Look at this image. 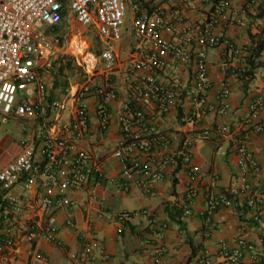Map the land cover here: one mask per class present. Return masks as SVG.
<instances>
[{
	"label": "built area",
	"instance_id": "built-area-1",
	"mask_svg": "<svg viewBox=\"0 0 264 264\" xmlns=\"http://www.w3.org/2000/svg\"><path fill=\"white\" fill-rule=\"evenodd\" d=\"M154 1L150 0L154 3V11L149 15L140 0H0V118L38 120L47 130L39 149L40 159L31 139L25 138L19 153L0 169V264H9L20 254L21 248L27 255V264H40L42 258L35 252V241L43 239L59 245L56 227L44 221L54 211L72 205L66 196L53 192H81L91 182L99 184L105 176L103 165L94 164L91 155L79 146L88 134L89 110L85 96L92 90L89 81L71 98L46 99L41 72L48 70L51 60L61 55L59 39L52 31L59 25L63 10L82 28L94 27L100 39L109 45L122 41L126 14L129 11L133 15L130 29L136 49L128 57L129 66L123 77L126 100L121 103L117 116L127 146H117L112 154L120 162L123 191L129 190L134 172L141 168L132 152L146 159L154 153L159 159L145 166L153 181H161L165 167L176 164L178 159L191 180L201 176L200 169L191 162V149L209 138V132L200 128L207 109L206 91L211 84L206 50L210 46L223 45L235 55L243 54V50L234 48L227 39L213 32L225 19L235 26H243L259 0H246L239 7H234L233 0H199L200 4L213 1V5L204 21L193 26L186 22V15L198 8L196 0H179L170 17H166L163 8ZM82 61L86 77L98 74L106 78L107 83L118 66L112 48L102 50L98 56L87 54ZM174 64L189 65L188 95L194 108L184 121L189 130L165 135L157 130L155 122L181 104L184 90L183 81L175 71L168 74L169 68L175 69ZM231 75L237 76L236 71ZM217 79L221 82L219 99L225 101L229 97V85L221 76ZM94 95L101 102L117 99L116 93L106 87L96 88ZM248 109L249 120L257 121L264 112V97L252 100ZM67 110L71 121L65 126L61 118ZM98 117L101 131L106 132L110 117L103 107L99 109ZM263 128L264 122L256 130L261 132ZM221 131L227 133L228 129L223 127ZM173 142L182 145L177 154L170 150ZM237 149L239 164L244 169L250 156L245 152L243 142L238 143ZM16 188L36 189L31 206L34 218L30 223H22L19 219L25 195L13 193ZM196 194L193 184L189 185L186 206L194 203ZM259 204V199L254 197L246 202L252 219L257 221ZM230 206V200L223 194L210 198L208 203L210 210ZM125 217V213L118 215L117 223L122 224ZM67 224L72 226L71 220ZM166 229L168 226L162 225L156 232L158 240L163 239ZM250 250L251 247L239 239L233 249L220 248L218 261L203 256L197 263L238 264ZM93 254L91 243L83 241L79 252L70 257L77 264H91ZM151 255L156 264H161L156 252Z\"/></svg>",
	"mask_w": 264,
	"mask_h": 264
},
{
	"label": "crops",
	"instance_id": "crops-1",
	"mask_svg": "<svg viewBox=\"0 0 264 264\" xmlns=\"http://www.w3.org/2000/svg\"><path fill=\"white\" fill-rule=\"evenodd\" d=\"M178 1L154 2L163 8L166 17H170ZM245 1L233 0V5L239 7ZM140 2L144 11L152 15L154 3L150 0ZM196 2L199 3V0ZM212 3L213 1L209 4L199 3L195 11L187 13L186 22L190 26L203 22ZM126 16L129 17V25L125 23L124 28L128 26L129 33L123 35L122 39L131 36L133 15L128 11ZM263 30L264 0L258 1L257 7L248 15L243 26H235L225 19L214 29L215 35L227 39L234 48L243 50V54L235 55L223 45L210 46L206 50L211 84L206 91L207 109L200 128L209 132V138L191 149V162L201 171V176L194 181L187 176L181 159L176 164L165 167L161 181H153L145 166L159 159L154 153L146 159L132 152V157L140 162L141 168L134 172L129 190L124 192L120 162L112 154L117 146H127L121 135L117 116L121 103L126 100L123 77L129 66L128 56L117 60L118 66L110 75V82L107 83L105 78L104 86H99L112 89L117 95L115 101L101 102L94 95V90L98 87L92 86L91 92L85 96L89 110L88 134L79 146L91 155L94 164L103 165L105 176L99 184L91 182L81 192H53L66 196L72 205L54 211L44 221L56 227L59 245L37 239L34 249L42 258L40 264H77L70 255L79 252L83 241H88L93 246L94 258L91 264H156L151 255L153 252L161 258V264H198L199 257L203 256L215 262L218 261L217 255L222 246L233 249L239 239H243L251 250L244 254L238 264L256 262L257 259L253 261L252 257L258 258L261 254V237L264 235V128L261 132L256 129L264 122V112L257 121L251 122L248 108L252 100L264 97V50L256 61L259 67L250 79L232 76L231 72L243 69L248 48L264 44ZM133 44V49H136L134 40ZM123 48L126 52L132 49L131 46ZM116 56L118 57L117 53ZM60 58H63L62 55L53 58L50 68L41 72L48 101L71 98L83 85L80 74L74 72L70 75L72 78H64L68 83L67 87L60 82L58 89L53 88L55 65ZM174 66V70L169 68L168 74L175 71L183 81L184 90L181 104L155 122L157 130L165 135L189 130L184 121L194 108L188 95L189 65ZM97 75L87 77L88 81L92 80L93 83ZM217 76H221L229 85V97L225 101H221L218 96L221 82ZM71 103L72 99L69 100V106ZM101 107L110 117L106 132H102L100 128L98 111ZM9 119L16 121L14 130L17 134L13 139L2 137L0 140V169L19 153L21 142L25 138L31 139L40 159L39 149L47 132L38 120L16 117ZM61 121L65 126L69 124V110L62 114ZM223 127L228 129L227 133L221 131ZM239 142L245 144V152L250 156L244 169L239 164ZM181 146V143L173 142L170 150L177 154L181 151ZM191 184L196 188L197 194L194 203L186 206V192ZM13 193L25 195L19 219L22 223H30L34 218L31 206L36 189L16 188ZM219 194L225 195L231 206L210 210V198ZM250 197L259 199L260 203V216L255 222L246 205ZM187 210L189 214H185ZM123 213L126 214L125 221L119 225L116 217ZM68 220H71L72 226L67 224ZM162 225H167L168 229L163 232V239L158 240L156 232ZM27 262L25 250L21 248L20 254L15 255L9 264Z\"/></svg>",
	"mask_w": 264,
	"mask_h": 264
},
{
	"label": "rangeland",
	"instance_id": "rangeland-1",
	"mask_svg": "<svg viewBox=\"0 0 264 264\" xmlns=\"http://www.w3.org/2000/svg\"><path fill=\"white\" fill-rule=\"evenodd\" d=\"M161 4V3H158ZM68 14V13H67ZM125 23L129 25V17L126 16ZM60 37L61 40H59V50L61 52L62 57L69 62L71 66L74 68V72H77L80 74L81 82L82 84L88 83L87 77H85V65L83 64V58L87 54H93L95 56L98 51H102L104 49L112 48L115 53H117L118 57L117 60H121L125 57H129L135 50L133 49V39L132 37L128 36L118 44L109 45L104 43L100 37L98 36L96 29L94 27H90L88 29L82 28L79 26L73 19L65 18L64 22L61 24L60 28ZM123 35H128L129 33V27L124 28ZM123 46L128 47L131 46L132 49L130 51H125ZM98 67V71H99ZM68 77H70L68 75ZM72 78V76L70 77ZM95 80L93 83L89 82L88 84H92L91 86L98 87L104 86L105 78L97 75L94 77ZM16 124V121L13 119L7 118L6 120L3 118H0V140L2 137H7L10 139H13L16 137V130H14V126Z\"/></svg>",
	"mask_w": 264,
	"mask_h": 264
},
{
	"label": "trees",
	"instance_id": "trees-1",
	"mask_svg": "<svg viewBox=\"0 0 264 264\" xmlns=\"http://www.w3.org/2000/svg\"><path fill=\"white\" fill-rule=\"evenodd\" d=\"M67 17L66 10H63L61 12V21L59 25L55 26L53 28L52 33L58 37L59 40H61L60 37V28L61 24L64 22L65 18ZM264 50V44H256L253 48H248L247 54L248 56L244 60V67L243 69H239L237 73L238 78H248L250 79L253 76L254 71L259 67V64L256 62L259 58L260 53ZM101 51L95 52L98 56ZM74 68L69 64L68 61H66L64 58H60L57 60V64L55 65V74H54V82H53V88L58 89V86L60 82H62V86L64 87L68 86L67 81L64 80L66 76L73 75ZM63 80V81H62ZM254 222L257 220H253ZM181 230H183L182 224L179 223ZM261 249L262 252L259 255L258 258H256V262L254 264H264V235L261 237Z\"/></svg>",
	"mask_w": 264,
	"mask_h": 264
}]
</instances>
